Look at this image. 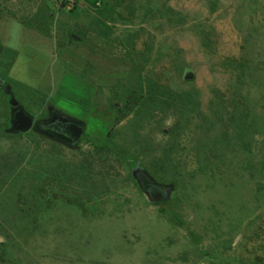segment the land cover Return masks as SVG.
I'll return each instance as SVG.
<instances>
[{"label": "rangeland", "instance_id": "obj_1", "mask_svg": "<svg viewBox=\"0 0 264 264\" xmlns=\"http://www.w3.org/2000/svg\"><path fill=\"white\" fill-rule=\"evenodd\" d=\"M0 78V264H264V0H0ZM6 86L77 148L7 134Z\"/></svg>", "mask_w": 264, "mask_h": 264}, {"label": "water", "instance_id": "obj_2", "mask_svg": "<svg viewBox=\"0 0 264 264\" xmlns=\"http://www.w3.org/2000/svg\"><path fill=\"white\" fill-rule=\"evenodd\" d=\"M47 5L51 10H55V7L50 2H47ZM184 80L186 82L193 81L194 74L188 71L184 76ZM4 84V81L0 78V88H2ZM5 88L6 94L10 97L9 104L11 106V128L6 131L7 134L18 135L34 130L41 134H46L53 140L72 149L77 148L86 128L82 121L61 115L55 108L49 107V118L45 121L35 122L34 118L25 111L18 101H16L10 87L6 86ZM132 177L137 182L149 203L158 204L170 199L173 192L172 186L157 184L147 172L143 171L138 166L132 171Z\"/></svg>", "mask_w": 264, "mask_h": 264}, {"label": "crops", "instance_id": "obj_3", "mask_svg": "<svg viewBox=\"0 0 264 264\" xmlns=\"http://www.w3.org/2000/svg\"><path fill=\"white\" fill-rule=\"evenodd\" d=\"M37 52L43 54L44 57L48 55V53L42 49L29 46H26L24 50L21 49V51L18 52L10 69V76L14 81L23 83L26 86H36L39 83L42 76L40 77V75L37 74L38 72L35 71L32 63L33 58L38 56L35 54Z\"/></svg>", "mask_w": 264, "mask_h": 264}, {"label": "trees", "instance_id": "obj_4", "mask_svg": "<svg viewBox=\"0 0 264 264\" xmlns=\"http://www.w3.org/2000/svg\"><path fill=\"white\" fill-rule=\"evenodd\" d=\"M102 0H84V2L89 6H96L97 3L101 2Z\"/></svg>", "mask_w": 264, "mask_h": 264}, {"label": "flooded vegetation", "instance_id": "obj_5", "mask_svg": "<svg viewBox=\"0 0 264 264\" xmlns=\"http://www.w3.org/2000/svg\"><path fill=\"white\" fill-rule=\"evenodd\" d=\"M62 115V114H61ZM45 121V120H44Z\"/></svg>", "mask_w": 264, "mask_h": 264}]
</instances>
